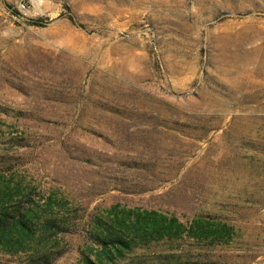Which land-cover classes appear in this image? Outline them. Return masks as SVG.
Returning <instances> with one entry per match:
<instances>
[{"label": "rangeland", "instance_id": "obj_1", "mask_svg": "<svg viewBox=\"0 0 264 264\" xmlns=\"http://www.w3.org/2000/svg\"><path fill=\"white\" fill-rule=\"evenodd\" d=\"M0 175L65 204L49 264H264V0H0ZM127 209L230 238L150 241ZM121 219L149 241L109 262L88 235Z\"/></svg>", "mask_w": 264, "mask_h": 264}, {"label": "trees", "instance_id": "obj_2", "mask_svg": "<svg viewBox=\"0 0 264 264\" xmlns=\"http://www.w3.org/2000/svg\"><path fill=\"white\" fill-rule=\"evenodd\" d=\"M42 201V203H41ZM65 209L64 203H55L51 195L37 197L34 187H24L19 182H12L11 179H4L0 175V251L16 255L27 253L30 264H49L57 258L61 252L55 246L48 243L59 234L68 233L72 221ZM62 214H57V213ZM129 225L134 230L146 234L150 241L159 239H178L182 233L198 243L222 244L230 238V227L220 224L212 225L205 222L200 225L194 220L187 230H183L181 224L174 217L165 215L154 210H143L136 212L130 209L124 211ZM132 217V218H131ZM101 230L89 234V238L100 248H107L106 258L113 262L115 256H121L124 250L131 246L145 245L147 240L135 241V237L121 230L122 225L127 226L123 219L118 220L117 226L113 223L103 224L96 221ZM32 244L38 245L33 247ZM39 245L44 246L41 251L37 250ZM86 264L91 263L86 259ZM187 258H178L173 253L162 255L158 259L159 264H191ZM193 264V263H192ZM195 264V263H194Z\"/></svg>", "mask_w": 264, "mask_h": 264}]
</instances>
